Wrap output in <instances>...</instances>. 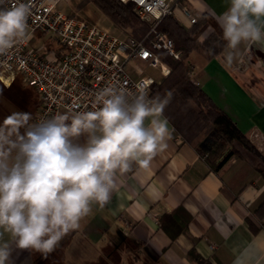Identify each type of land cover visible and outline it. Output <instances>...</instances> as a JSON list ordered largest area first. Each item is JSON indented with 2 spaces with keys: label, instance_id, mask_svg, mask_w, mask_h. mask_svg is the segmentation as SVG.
<instances>
[{
  "label": "crops",
  "instance_id": "1",
  "mask_svg": "<svg viewBox=\"0 0 264 264\" xmlns=\"http://www.w3.org/2000/svg\"><path fill=\"white\" fill-rule=\"evenodd\" d=\"M183 1L181 5L197 21L206 18L195 40L202 44L212 35L217 37L214 55L196 51L190 56L192 80L251 142L257 137L264 142V47L242 43L227 67L223 62L227 42L221 39L216 18L227 10L229 0ZM70 2L88 22L114 32L113 22L90 0ZM61 10L67 13L65 7ZM97 13L98 20L109 19V24L93 21ZM173 16L185 30L192 28L180 5ZM40 40L49 39L38 34L36 41ZM169 129L168 147L153 158L149 168L133 164L119 176L110 202L103 208L94 205L80 229L46 257L17 249L5 234L0 243L11 244L12 264H138L140 259L154 264H197L189 256L193 247L208 264H232L236 250L249 244L258 246L260 264H264V176L257 170L258 161L233 155L214 171L170 121ZM178 209L189 214L190 221L188 230L172 239L163 230L161 218ZM105 249H110L107 255Z\"/></svg>",
  "mask_w": 264,
  "mask_h": 264
},
{
  "label": "clouds",
  "instance_id": "2",
  "mask_svg": "<svg viewBox=\"0 0 264 264\" xmlns=\"http://www.w3.org/2000/svg\"><path fill=\"white\" fill-rule=\"evenodd\" d=\"M31 0H0V57L28 37ZM226 41L223 62L233 63L242 43L264 47V0H229L217 18ZM172 93L149 97L117 85L99 90L91 110L33 121L14 111L0 122V239L47 256L97 205L103 208L119 176L133 164L148 169L171 137L163 113ZM12 246L0 243V264H12ZM232 264H260L255 244L236 250Z\"/></svg>",
  "mask_w": 264,
  "mask_h": 264
},
{
  "label": "built area",
  "instance_id": "3",
  "mask_svg": "<svg viewBox=\"0 0 264 264\" xmlns=\"http://www.w3.org/2000/svg\"><path fill=\"white\" fill-rule=\"evenodd\" d=\"M121 1L134 3L140 18L149 23L152 34L148 45L144 40L131 35L122 37L65 13L60 8L61 0H31L28 37L8 56L0 57V82L9 86L20 77L37 92L39 106L34 122L57 113L91 110L96 93L110 85L132 93L138 86L143 87L150 97L151 86L158 80L146 69H158L162 77L170 73L169 65L157 51L176 59L181 52L157 25L165 15H173L178 5L192 24L197 18L178 0ZM8 2L12 6L17 0ZM38 34L48 35L59 50L47 49L41 40L36 41Z\"/></svg>",
  "mask_w": 264,
  "mask_h": 264
},
{
  "label": "trees",
  "instance_id": "4",
  "mask_svg": "<svg viewBox=\"0 0 264 264\" xmlns=\"http://www.w3.org/2000/svg\"><path fill=\"white\" fill-rule=\"evenodd\" d=\"M91 1L115 24L122 27H132L135 35L131 34V36L146 41L148 45L152 34L150 33L151 27L149 23L140 18L134 3L122 2L121 0ZM178 2L183 3L184 1L178 0ZM204 21L206 18L202 16L189 30H185L173 15H165L159 21L157 29L174 38L177 47L182 49L184 54L183 59L173 60L164 51H157L158 56L169 65L171 70L160 82L151 86L150 97L157 94L164 97L167 92L173 94L171 102L163 114L181 137L195 146L214 171H218L231 156L235 155L241 159L257 160V170L264 176V159L256 147L238 128L232 118L221 110L191 78L189 64L186 63L189 62L188 57L191 52L195 49L205 51L208 46L211 49L215 48L212 46L217 39L216 35L210 36L203 44H199L193 38V34ZM44 45L47 49L59 50L55 41L48 40ZM214 53L216 51H211L209 56L214 55ZM17 82L26 85L18 77L10 86L16 88ZM32 90L38 98V104L35 108L37 110L39 96L33 88ZM27 97V94L20 95L18 100L23 99L24 103H27L25 100ZM189 221V214L178 209L171 214L164 215L161 218V225L169 237L175 239L177 235L188 230ZM189 256L197 264H208L194 247L189 251ZM144 261L147 262L146 264H154L151 259ZM102 263L105 264L103 261L100 264Z\"/></svg>",
  "mask_w": 264,
  "mask_h": 264
},
{
  "label": "rangeland",
  "instance_id": "5",
  "mask_svg": "<svg viewBox=\"0 0 264 264\" xmlns=\"http://www.w3.org/2000/svg\"><path fill=\"white\" fill-rule=\"evenodd\" d=\"M78 2L80 3H83L82 0H77ZM91 1V0H90ZM92 2V1H91ZM93 3V2H92ZM71 2L70 0L68 1H65V0H61V3H60V8L65 9L67 10V14L73 16V17H76L78 19H81V20H85L86 22H88V20L79 12H77V10H73L71 7ZM100 10V9H99ZM102 12V11H101ZM104 14V13H103ZM98 13H97V16H93L92 20L93 21H98L100 23H105L107 24V20L109 19H97L96 17H98ZM107 18V17H106ZM111 20V19H110ZM112 21V20H111ZM113 22V21H112ZM197 22V21H196ZM90 23V22H89ZM204 22H202L200 25H199V28L201 27V25H203ZM109 24V23H108ZM113 24V27H114V32L115 34L117 35H120L122 37H125V35H135L134 34V30L132 27H122V26H119L117 24H115L114 22L112 23ZM195 24V23H194ZM193 24V25H194ZM199 28L196 30V32L199 30ZM112 32V31H111ZM196 32L193 34V38L195 39V34ZM45 38H48V35H45L44 36ZM174 40V38H172ZM207 40V39H206ZM196 41V40H195ZM175 42V48L177 51L181 52V55H180V58L179 59H176L172 56H170L169 54H167L169 57H171L173 60H180V59H183V50L178 48L177 47V44H176V41L174 40ZM204 43V42H203ZM202 43V44H203ZM200 44V43H199ZM218 46V44H217ZM217 48V47H216ZM216 48L214 49H209L207 48V50H201V49H195L191 52V54L189 55L188 58H190V56L195 53L196 51H200L204 56H208L211 51H216ZM219 49V48H218ZM187 64H189V62L187 61L186 62ZM190 65H188L189 67ZM131 70V69H130ZM146 73L147 74H150L152 76H154L158 82H160L163 77L160 76L159 74V70L158 69H152V68H148L146 70ZM13 86H6L4 85L2 82H0V122H2L3 118L9 114H11L12 112L14 111H26V112H30L32 114V117H34L35 115V111H37L35 108L37 107V104H38V98H37V95L36 93L32 90L31 87H28V85H23L21 82H17L15 84V87L16 88H12ZM7 90V91H5ZM27 94V99H25L27 101V103L23 101V99H20V101L18 100L19 99V96L20 95H26ZM251 142V141H250ZM255 144H254V143ZM253 142H251L255 147L256 149L258 150L259 154L262 156V158L264 159V142H262L261 139H259L258 137L257 138H254L253 139ZM126 231V230H124ZM103 243V242H102ZM104 244V243H103ZM102 245V244H101ZM96 249H100V243L99 244H95L94 245ZM110 249H105L104 252H105V255H107V253L109 252ZM140 253V252H139ZM141 254V253H140ZM142 255V254H141ZM113 256V255H112ZM92 262H99V260H91ZM104 262V261H103ZM147 262H145L144 260L140 259V261L138 262V264H146ZM86 264H91V262L87 261ZM98 264V263H97ZM103 264V263H102ZM123 264H128V262L124 261ZM150 264V263H149Z\"/></svg>",
  "mask_w": 264,
  "mask_h": 264
}]
</instances>
